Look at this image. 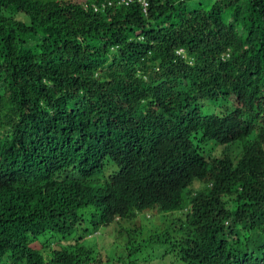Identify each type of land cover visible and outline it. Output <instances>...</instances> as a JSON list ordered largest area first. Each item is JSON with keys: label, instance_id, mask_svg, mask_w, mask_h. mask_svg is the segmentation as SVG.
<instances>
[{"label": "trees", "instance_id": "trees-1", "mask_svg": "<svg viewBox=\"0 0 264 264\" xmlns=\"http://www.w3.org/2000/svg\"><path fill=\"white\" fill-rule=\"evenodd\" d=\"M144 1L0 0V158L46 174L31 205L0 198V264L264 260V206L245 226L264 193V0ZM246 125L261 138L232 154L246 180L193 198L176 226H145L156 196L134 195L136 183L85 189L117 148L165 131L164 149L212 151ZM224 219L241 234L221 233Z\"/></svg>", "mask_w": 264, "mask_h": 264}, {"label": "clouds", "instance_id": "clouds-1", "mask_svg": "<svg viewBox=\"0 0 264 264\" xmlns=\"http://www.w3.org/2000/svg\"><path fill=\"white\" fill-rule=\"evenodd\" d=\"M241 130L248 131L245 137L238 136ZM165 134L166 132L163 131L150 142L140 143L136 147L117 148L122 153L114 152L109 160L100 166L101 171L92 176L85 187L88 190L106 191L117 186L115 184L133 182L137 184L134 195L141 193L148 195L153 192L156 200L153 207L148 208V213L154 215L156 222L154 224L147 222L149 225H145L147 228H153V232L163 230L166 217L175 221L174 226L184 220L187 212H191L193 198L197 202L213 200L230 190L233 185L243 184L246 180V176H243L245 166L238 164L237 157L232 154L247 142L261 139L246 125L235 133L231 143L221 144L211 140V145H219L212 148V151L206 150L209 146L208 141L197 145L185 139L179 146L164 149L161 147V142L157 143V140L161 141ZM86 152L90 151L86 150ZM45 188V173L41 175L38 171H29L12 159L0 158V189H2L0 198H10L15 194L23 198L24 203L31 205L41 198ZM85 189L82 194L87 195ZM68 194L69 187L61 190L63 200ZM68 205L71 206V204ZM263 206L264 193L255 218L245 224L248 229L255 222ZM139 223L140 220L134 221L135 226ZM234 226L236 230L232 232ZM218 230L225 234L231 231L229 235L234 238L241 234L238 224L232 223L230 219H224L218 225ZM201 244H205L203 240ZM172 248L177 249V247ZM217 257L222 256L218 253L209 254V261L216 262ZM239 261L241 260L229 262L224 259L221 264H244ZM256 264H264V260L257 261Z\"/></svg>", "mask_w": 264, "mask_h": 264}, {"label": "rangeland", "instance_id": "rangeland-1", "mask_svg": "<svg viewBox=\"0 0 264 264\" xmlns=\"http://www.w3.org/2000/svg\"><path fill=\"white\" fill-rule=\"evenodd\" d=\"M112 229H113V225H109L108 227L105 228V233L109 234V233H112V236L114 237L115 236V232H112ZM105 235V234H104ZM89 238L88 242L89 241H94L96 243H100V236H97V235H94V236H87ZM110 239V238H109ZM108 239V241H109ZM87 242V243H88ZM92 243V242H91ZM161 264H174V263H170L168 259H164L163 261H161Z\"/></svg>", "mask_w": 264, "mask_h": 264}, {"label": "built area", "instance_id": "built-area-1", "mask_svg": "<svg viewBox=\"0 0 264 264\" xmlns=\"http://www.w3.org/2000/svg\"><path fill=\"white\" fill-rule=\"evenodd\" d=\"M123 3H126V1H123ZM140 3H141V6H142V10L144 11L146 2L144 0H140ZM108 4H110V2H108Z\"/></svg>", "mask_w": 264, "mask_h": 264}]
</instances>
